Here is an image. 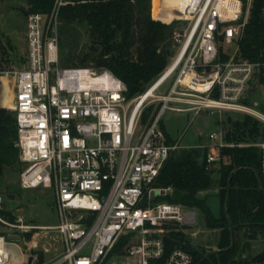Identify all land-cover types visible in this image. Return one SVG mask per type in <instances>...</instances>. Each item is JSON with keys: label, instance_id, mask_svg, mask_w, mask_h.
I'll list each match as a JSON object with an SVG mask.
<instances>
[{"label": "built area", "instance_id": "built-area-1", "mask_svg": "<svg viewBox=\"0 0 264 264\" xmlns=\"http://www.w3.org/2000/svg\"><path fill=\"white\" fill-rule=\"evenodd\" d=\"M253 1L176 0L173 14H157L163 22L186 24L181 33L174 31L177 51L171 61L131 97L126 82L107 67L60 65L58 12L65 0H53L49 12L26 14V63L0 71V78H14L6 102L0 91V107L15 118L21 187L51 186L59 222L0 220L23 229H55L62 247L42 263L33 254L31 264H192L187 250L167 251L164 243L166 230L195 223L183 221L192 208L156 200L169 191L156 185V177L174 150L196 145L168 141L157 124L165 108L263 118L258 101L250 100L259 87L264 96V48L250 59L239 47ZM260 12L264 21V3ZM171 76L168 91L157 92ZM172 100L179 104L170 107ZM156 101V116L139 128L143 108ZM220 128L207 134L215 144L197 145L208 147V162L226 144ZM248 144L264 150V141ZM5 244L0 232V264L9 260Z\"/></svg>", "mask_w": 264, "mask_h": 264}, {"label": "trees", "instance_id": "trees-1", "mask_svg": "<svg viewBox=\"0 0 264 264\" xmlns=\"http://www.w3.org/2000/svg\"><path fill=\"white\" fill-rule=\"evenodd\" d=\"M263 3L253 1L239 44L241 54L250 59L264 48ZM26 4L28 12H49L54 3L26 0ZM150 6V0H65L58 12L60 60L65 51V63L71 66L107 67L126 82L127 96L138 94L166 67L174 51L175 21L166 23L152 17ZM84 33L89 44L79 48ZM225 123L226 144L217 160H206L207 146L181 147L173 151L156 177L157 186L169 188L161 195L164 200L200 210L203 225L218 229L216 245L209 249L220 250L203 257L207 250L191 244L182 230L173 227L165 231L164 243L167 251L176 246L187 250L192 264H264V245L251 252L253 244L264 239V153L259 146L248 144L264 139V122L244 113L236 119L226 117ZM16 139L15 118L0 107V179L7 167L20 164ZM167 140L172 141L168 135ZM210 196L216 200V211L208 202ZM0 213L15 218L2 209Z\"/></svg>", "mask_w": 264, "mask_h": 264}, {"label": "rangeland", "instance_id": "rangeland-1", "mask_svg": "<svg viewBox=\"0 0 264 264\" xmlns=\"http://www.w3.org/2000/svg\"><path fill=\"white\" fill-rule=\"evenodd\" d=\"M150 14L157 17L163 9H167V5L171 4V0H150ZM26 0H0V71H9L20 68L26 63V14L28 13ZM161 20V19H160ZM163 21V20H161ZM174 31L180 32L186 24L182 19L174 20ZM172 49L168 62L171 61L177 51V44L173 39ZM89 44V37L84 33L80 39L79 48ZM82 46V47H83ZM64 57L60 60L61 66H71L65 63L67 52L64 51ZM167 62V63H168ZM167 80L158 90L159 93H166L171 85V80ZM14 78L9 74L5 78H0V91L4 92V102L8 98L10 92L14 89ZM3 83V84H2ZM260 87L253 94L250 104L257 100L255 105L260 111L264 106V96L261 95ZM179 103L172 100L169 106H175ZM160 107V101L147 104L143 108V116L140 117L138 127L144 129L150 121L156 116V112ZM11 111V110H10ZM9 111V112H10ZM13 115V111H11ZM158 121V127L163 130L171 139L179 140L182 145H205L206 143L215 144L217 140L209 139L207 134L212 131L220 130V126L226 129V115L233 119L241 117L244 112L223 110L222 115L219 113H207L200 111L198 114L193 111H177L171 108H165ZM205 136H202V134ZM19 163L12 167H7L3 177L0 179V193L3 195V203H0V209L11 213L15 218L9 219L0 213V217L7 222H13L17 217L21 216L25 224L35 225H54L59 222V216L56 212L55 195L51 186L39 185L37 187H21L18 180ZM7 194H14L12 199ZM156 200H164L159 196ZM212 209L216 211V200L212 196L208 199ZM196 211V220L191 227H182L180 229L185 233L189 242L206 249L216 245L218 229L207 228L203 225V217L200 210L192 208ZM0 232L6 237L5 247L9 252V260L6 264H23L22 258L35 255V262L42 263L55 256L62 249L60 246V235L55 229H23L16 226H10L0 220ZM264 245V239H258L251 252H257ZM47 248V249H46ZM42 256V261L39 257Z\"/></svg>", "mask_w": 264, "mask_h": 264}, {"label": "water", "instance_id": "water-1", "mask_svg": "<svg viewBox=\"0 0 264 264\" xmlns=\"http://www.w3.org/2000/svg\"><path fill=\"white\" fill-rule=\"evenodd\" d=\"M228 119H230V116H228ZM202 136H204V134H203ZM256 174H257V176H258V178H259L260 186L262 187V186H263V185H262V181H261V178H260V176L258 175L257 171H256ZM230 175H231V173H230ZM230 175H229V179H228V187H229L230 180H231ZM226 193H227V196H226L225 204H226V201H227V198H228V195H229V193H228V189H227V192H226ZM6 196H7L8 198L12 199V198L14 197V194H7ZM195 220H196V211L193 210V209H191V210H185L184 218H183L184 223H186V224H192V223L195 222ZM229 223H230V222H229ZM231 242H232V238H231ZM232 245H233V242L230 244V246H232ZM219 250H220V249H218V248H215V249H209V250L203 255V257H205V256H206L207 254H209L210 252H217V251H219ZM32 259H33V254H30V255L27 257V262H26V264H31Z\"/></svg>", "mask_w": 264, "mask_h": 264}, {"label": "crops", "instance_id": "crops-1", "mask_svg": "<svg viewBox=\"0 0 264 264\" xmlns=\"http://www.w3.org/2000/svg\"><path fill=\"white\" fill-rule=\"evenodd\" d=\"M255 101H257V100H255ZM258 104H259V102H258ZM258 109V108H257ZM262 111H260L259 109H258V111H260L261 113H262V115H263V118H259V117H257V118H259L261 121H263L264 122V106L262 107ZM223 111V110H222ZM222 111H221V114L220 115H222ZM229 115H226V117H228ZM253 116V115H252ZM255 116V115H254ZM225 117V118H226ZM256 117V116H255ZM221 127V126H220ZM223 128V127H222ZM226 130V129H225ZM204 134V133H203ZM202 134V135H203ZM204 136H205V134H204ZM256 141H264V139L263 138H258ZM263 153H264V150H263ZM210 190H212V191H214V188H211ZM253 246H254V244H253Z\"/></svg>", "mask_w": 264, "mask_h": 264}, {"label": "bare ground", "instance_id": "bare-ground-1", "mask_svg": "<svg viewBox=\"0 0 264 264\" xmlns=\"http://www.w3.org/2000/svg\"><path fill=\"white\" fill-rule=\"evenodd\" d=\"M175 3H176V0H171V4H168L167 5V9L165 10V12L167 13V14H170V13H174V11H173V8H174V6H175ZM11 93V92H10ZM10 95V94H9ZM8 98H9V96H8ZM8 98H6V100L8 99Z\"/></svg>", "mask_w": 264, "mask_h": 264}]
</instances>
